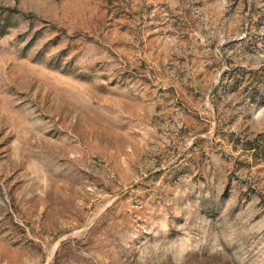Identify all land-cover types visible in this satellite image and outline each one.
<instances>
[{"label": "rangeland", "instance_id": "obj_1", "mask_svg": "<svg viewBox=\"0 0 264 264\" xmlns=\"http://www.w3.org/2000/svg\"><path fill=\"white\" fill-rule=\"evenodd\" d=\"M0 264H264V0H0Z\"/></svg>", "mask_w": 264, "mask_h": 264}]
</instances>
